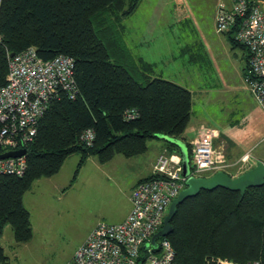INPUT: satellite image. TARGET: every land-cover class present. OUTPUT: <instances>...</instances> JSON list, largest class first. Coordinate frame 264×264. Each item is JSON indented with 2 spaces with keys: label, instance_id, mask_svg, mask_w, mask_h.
<instances>
[{
  "label": "trees",
  "instance_id": "1",
  "mask_svg": "<svg viewBox=\"0 0 264 264\" xmlns=\"http://www.w3.org/2000/svg\"><path fill=\"white\" fill-rule=\"evenodd\" d=\"M140 1H0V87L6 81L7 53L29 47L43 60L59 54L72 57L75 83L73 98L60 89L48 103L35 137L25 146V174L0 175V235L10 225L16 242L32 238L24 195L36 180L57 174L70 155L81 156L77 174L88 156L107 162L115 154L144 153L148 139L158 135L184 139L191 92L152 76L151 65L141 57L131 68L111 55L121 47L117 26ZM85 130L95 134L92 146L81 140ZM170 223L173 230L167 239L175 252L174 264H213L217 259L264 264V185L248 188L243 198L224 188L201 190L178 205ZM7 262L0 246V264Z\"/></svg>",
  "mask_w": 264,
  "mask_h": 264
},
{
  "label": "built area",
  "instance_id": "2",
  "mask_svg": "<svg viewBox=\"0 0 264 264\" xmlns=\"http://www.w3.org/2000/svg\"><path fill=\"white\" fill-rule=\"evenodd\" d=\"M220 2L216 11L217 33H234V40L248 52L250 91L264 109V0ZM8 71L0 87V153L18 150L33 140L48 103L62 89L73 98L74 59L59 54L43 60L34 47L10 55ZM134 111L132 117H136ZM95 134L85 130L82 142L92 146ZM213 133L202 128L192 141L191 174L200 176L226 166L222 149L214 147ZM264 141V138H263ZM248 161V155L242 162ZM26 155L0 159V175L23 176ZM182 158L161 153L154 164L153 178L140 181L132 190V208L120 223L99 222L67 264H174L175 252L167 237L152 247V236L160 230L171 201L185 187ZM213 264H237L217 259ZM252 264H259L253 262Z\"/></svg>",
  "mask_w": 264,
  "mask_h": 264
},
{
  "label": "crops",
  "instance_id": "3",
  "mask_svg": "<svg viewBox=\"0 0 264 264\" xmlns=\"http://www.w3.org/2000/svg\"><path fill=\"white\" fill-rule=\"evenodd\" d=\"M220 2L227 7L231 5L230 0H213L207 32L200 30L187 33L175 28V23H179V18L183 17L179 11L176 15L177 3L172 0H149V72L152 76L173 81L191 92V117L183 134L184 139H178L188 149L190 167L192 141L204 127L213 133L214 147L222 149L224 153L226 166L222 171L237 177L258 161L264 162V152L261 150L264 144V109L252 95L246 81L249 75L247 50L233 43L231 37H234V33L216 32V11ZM225 93L240 94V98H234L244 109L240 123L237 120L234 125L227 116L229 102L224 101ZM215 122H220L225 131L215 127ZM175 147L179 152L173 154L181 156L179 148ZM166 150L174 152L175 148L165 147L160 142H150L144 153L133 157L115 154L109 161L101 162L96 156H88L77 174L76 164L71 175L61 179L70 161L77 159L76 154L70 155L57 174L36 180L31 190L24 195L23 202L31 214L32 229L36 220L42 221L44 217H49V212L52 213L50 208L54 202L49 201L51 195L60 201L68 189L78 180H85V175L95 169L99 170L98 177L101 180L115 179V173L131 178L124 186L130 187L126 195V208L120 214L113 215V219L103 220L108 223L122 222L132 208L130 196L133 188L152 176L157 157ZM245 155H248V161L242 162ZM88 163L92 167L86 169ZM82 171L83 174H80ZM115 186L119 187L118 184ZM43 188L46 190L44 193Z\"/></svg>",
  "mask_w": 264,
  "mask_h": 264
},
{
  "label": "rangeland",
  "instance_id": "4",
  "mask_svg": "<svg viewBox=\"0 0 264 264\" xmlns=\"http://www.w3.org/2000/svg\"><path fill=\"white\" fill-rule=\"evenodd\" d=\"M172 1L178 5L176 15H178V11L183 15L179 18V23H175V28L187 33L209 30L213 0ZM115 34L121 47L119 51L116 50L117 53L111 52L114 60L131 68L138 63V57L149 63V0H141L134 12L121 20ZM223 97L226 103L229 102L227 116L230 121L234 125L237 120L240 123L244 109L238 101L234 100L236 97L240 98V94L225 93ZM215 123L218 125L215 127L225 131L220 122ZM150 142H160L165 147H169L163 139H148V145ZM261 150L264 152V144ZM175 152L179 151L166 150L165 153L171 155ZM75 154L77 159L70 161L69 167L61 175V179L69 177L76 164L79 165L80 154ZM89 167L92 165L86 164V169ZM77 168L78 166L75 170ZM98 171L95 169L88 172L84 177L85 180H78V183L68 189L65 197L60 201L51 195L49 201L54 202L50 208L52 213L49 212V217H44L42 221H35L33 237L28 242H16L12 228L10 225H6L0 235V246L8 256V262L4 264H67L96 224L105 222L103 221L105 219H113L112 216L117 213L120 214L127 206L126 195L130 187L124 186L130 182L131 178L115 173L117 175L115 179L107 181L102 178L101 180L98 177ZM211 174L213 172H205L201 175ZM117 184L118 188L115 186ZM45 191L43 188L42 192Z\"/></svg>",
  "mask_w": 264,
  "mask_h": 264
},
{
  "label": "water",
  "instance_id": "5",
  "mask_svg": "<svg viewBox=\"0 0 264 264\" xmlns=\"http://www.w3.org/2000/svg\"><path fill=\"white\" fill-rule=\"evenodd\" d=\"M14 54L15 53L12 52L10 55L13 56ZM158 137L179 148L184 169L182 174L186 177V181L185 187L171 201L167 214L164 216L162 227L152 236L151 245L154 248L157 247V240L160 237H167V235L172 232L173 227L170 222L177 211L178 205L182 204L188 198L197 196L201 190L210 191L216 188H224L239 192L241 198H243L248 188L261 187L264 185V162L262 161H258L252 168L237 177H231L222 170L216 171L209 176H195L191 174V170H189L190 160L188 149L176 138L163 135H158ZM26 153L27 150L25 148L9 150L0 153V159L21 157L26 155Z\"/></svg>",
  "mask_w": 264,
  "mask_h": 264
}]
</instances>
